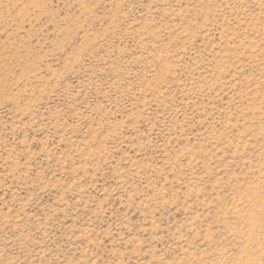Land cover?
<instances>
[{
	"label": "rangeland",
	"instance_id": "1",
	"mask_svg": "<svg viewBox=\"0 0 264 264\" xmlns=\"http://www.w3.org/2000/svg\"><path fill=\"white\" fill-rule=\"evenodd\" d=\"M0 264H264V0H0Z\"/></svg>",
	"mask_w": 264,
	"mask_h": 264
}]
</instances>
